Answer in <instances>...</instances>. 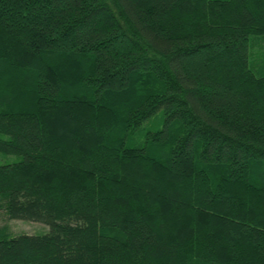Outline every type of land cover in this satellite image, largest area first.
Here are the masks:
<instances>
[{
	"label": "trees",
	"instance_id": "1",
	"mask_svg": "<svg viewBox=\"0 0 264 264\" xmlns=\"http://www.w3.org/2000/svg\"><path fill=\"white\" fill-rule=\"evenodd\" d=\"M0 157V264H264V0H0Z\"/></svg>",
	"mask_w": 264,
	"mask_h": 264
},
{
	"label": "rangeland",
	"instance_id": "2",
	"mask_svg": "<svg viewBox=\"0 0 264 264\" xmlns=\"http://www.w3.org/2000/svg\"><path fill=\"white\" fill-rule=\"evenodd\" d=\"M7 158L0 157V162H5ZM20 160L19 157H8V162H18ZM7 229V232L11 236L17 235H44L49 231L48 226L37 223V222H30V221H11L8 219L5 210L3 207H0V229Z\"/></svg>",
	"mask_w": 264,
	"mask_h": 264
}]
</instances>
